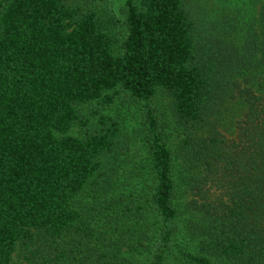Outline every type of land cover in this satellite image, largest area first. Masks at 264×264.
Listing matches in <instances>:
<instances>
[{
	"label": "trees",
	"instance_id": "16d2710c",
	"mask_svg": "<svg viewBox=\"0 0 264 264\" xmlns=\"http://www.w3.org/2000/svg\"><path fill=\"white\" fill-rule=\"evenodd\" d=\"M214 4L125 0L120 21L93 0H0V264H127L123 246L167 264L187 189L203 199L183 264H264V0ZM122 95L146 117L126 191L103 163Z\"/></svg>",
	"mask_w": 264,
	"mask_h": 264
},
{
	"label": "rangeland",
	"instance_id": "374dc122",
	"mask_svg": "<svg viewBox=\"0 0 264 264\" xmlns=\"http://www.w3.org/2000/svg\"><path fill=\"white\" fill-rule=\"evenodd\" d=\"M72 1H80V0H72ZM90 1V0H87ZM94 3H101V4H111V8L116 15V17L122 21L125 18V0H93ZM203 1V0H201ZM212 1L215 3L214 5L217 6L218 4L222 7H227V9H231L232 12L239 10L243 16H253L258 5L261 0H207ZM244 17V18H245ZM157 100L155 102L156 106H160V104H165L166 99L164 95L160 94L156 97ZM103 112L106 115H112L114 117L119 118L122 124V135L123 141L122 146L118 151H113V154L108 158L109 160H105L106 165L112 166L113 172L109 173V178L111 182L116 183L115 188L119 187L121 184V190H128L132 185L137 183V178L134 171L137 168L138 163L140 162L141 158L144 156L145 148L143 145L142 140L139 137V130L140 128H144L145 122V108L142 107V104L138 101L131 102L125 98L124 95L119 96L116 98L114 103L110 105V107H106L103 109ZM162 113V112H158ZM164 115V112H163ZM166 120L169 133H170V140L171 143H176L177 140L181 137V133L178 129L175 128L174 123L170 115H166ZM93 121L90 120V123ZM90 126V124H88ZM75 133H77V128L74 129ZM179 162V160H177ZM118 189V188H117ZM116 189V190H117ZM190 189L181 190L179 203H178V214L174 219V229L175 233L172 235V238L169 241L170 248L166 255L167 264H181L182 261L180 260L179 249L183 247H192V241L185 235V223L187 221V211L188 209H195V205L198 204L199 201H202L203 198L198 194H193ZM218 190L214 187L210 188L205 193L206 199H213L215 195H217ZM192 198L194 201L192 202ZM196 199V200H195ZM196 201V202H195ZM148 226V227H147ZM158 224H153L152 220L150 223L147 222L146 225V232L148 235H152V230L157 227ZM142 228H145L142 225ZM157 233V232H156ZM152 237V236H150ZM154 238V237H153ZM146 242L145 240H143ZM139 250L129 252L127 251L126 247L123 246V257L127 264H143L145 261V249H142L138 246ZM13 258L19 264H25V261H22V258L17 254L13 255ZM183 264V263H182Z\"/></svg>",
	"mask_w": 264,
	"mask_h": 264
}]
</instances>
